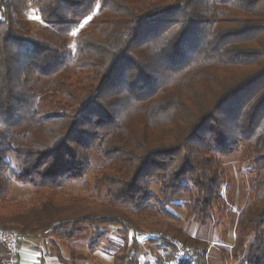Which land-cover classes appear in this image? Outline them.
Segmentation results:
<instances>
[{"label":"trees","instance_id":"1","mask_svg":"<svg viewBox=\"0 0 264 264\" xmlns=\"http://www.w3.org/2000/svg\"><path fill=\"white\" fill-rule=\"evenodd\" d=\"M28 5L42 21L36 31ZM239 146L256 157V175L233 255L264 264V0H0L1 229L73 238L105 225L136 236L139 219L180 224L168 207L183 197L187 215L205 223L225 178L213 155ZM95 158L113 215L75 216L64 188ZM12 180L30 189L27 204L9 198ZM167 228L188 259L156 264H205L202 242ZM141 260L135 239L126 264Z\"/></svg>","mask_w":264,"mask_h":264},{"label":"rangeland","instance_id":"2","mask_svg":"<svg viewBox=\"0 0 264 264\" xmlns=\"http://www.w3.org/2000/svg\"><path fill=\"white\" fill-rule=\"evenodd\" d=\"M95 15L96 12L87 17L77 30H82L84 25L89 22H96ZM26 18L34 31L42 25L39 15L30 5L26 10ZM77 30L73 33L75 34ZM71 47H73V41ZM142 134L148 141H155L156 145L163 142L164 139L166 142L169 139L166 138L165 133L158 131H147ZM245 148L239 146L234 153L213 155L217 167L219 166L222 170L225 178L221 189L222 199L214 206L211 217L205 223H199L187 215V199L183 197L176 200L175 198L168 209L178 216L180 224L168 220L139 219L136 236L132 231H126L121 227L105 225L80 226L73 238L52 234L31 235L24 238L19 244L17 257L19 264H23L19 259L20 251L23 252V255L28 253L29 256L25 257L27 264H61L59 257L67 260L71 253L76 257L73 261L74 264H126V256L134 246L135 239L142 255L141 264H156L157 260L168 259L170 255H173L174 261L181 257L184 259L183 256H177V252L184 251V248L178 240L169 236L168 225L182 228L191 237L205 245V264H237L239 258H234L233 255L237 216L251 199L253 193L251 182L256 175L253 165L256 157L252 153H248ZM101 164L102 162L95 158L92 160V171L85 175L81 182L64 188L63 192L77 204L76 211L71 214L75 216L113 215L114 208L109 207L104 199L105 187H102L100 191H97L96 188L95 179L100 176V172H97L96 168L98 169ZM158 188L157 184H150V190L155 196L158 195ZM8 196L10 199L27 204L33 195L27 186L12 180ZM68 228L71 229V226ZM161 232L167 233L166 241L172 245L173 249L159 239ZM3 251L0 247L1 256H3Z\"/></svg>","mask_w":264,"mask_h":264},{"label":"built area","instance_id":"3","mask_svg":"<svg viewBox=\"0 0 264 264\" xmlns=\"http://www.w3.org/2000/svg\"><path fill=\"white\" fill-rule=\"evenodd\" d=\"M23 240H24L23 236L19 234L6 232L5 230L0 228V245L3 246L6 251V255H7L6 264H19V261L17 259L18 249H19V244ZM177 254H178L177 256H183V258H187V255L184 251L177 252ZM180 259H182V257Z\"/></svg>","mask_w":264,"mask_h":264},{"label":"crops","instance_id":"4","mask_svg":"<svg viewBox=\"0 0 264 264\" xmlns=\"http://www.w3.org/2000/svg\"><path fill=\"white\" fill-rule=\"evenodd\" d=\"M23 253V252H22ZM21 253V251H20V253H19V259L23 262V264H27V261H26V259H25V257H26V255L28 254L27 252H26V254H22ZM27 256H29V255H27Z\"/></svg>","mask_w":264,"mask_h":264}]
</instances>
